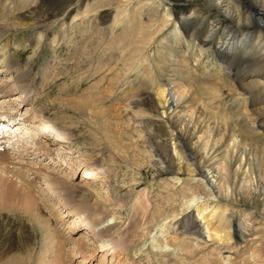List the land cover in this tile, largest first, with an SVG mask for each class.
I'll return each mask as SVG.
<instances>
[{"label": "rangeland", "instance_id": "1", "mask_svg": "<svg viewBox=\"0 0 264 264\" xmlns=\"http://www.w3.org/2000/svg\"><path fill=\"white\" fill-rule=\"evenodd\" d=\"M43 1L0 0V23L35 9ZM88 1L77 0L58 19H49L31 30L13 32L7 35L8 39L1 38L0 45L11 43L9 60L20 61L17 69L23 71L25 81L22 85L27 94L24 98L17 92L0 97V101H4L3 104L0 102V109L4 113L15 112L18 118L35 117L40 132L44 125H52V131L59 132L64 140L59 152L67 162L58 166L54 164L57 160L51 163L48 157L47 160L44 157L27 160V156L19 155L23 152L8 155L10 166L0 168V264H16L17 261V264H59L61 250L60 264H82L84 258L86 264L118 263L109 254L97 253L101 243L91 237L94 235L91 228L86 233L80 230L67 233L71 225L68 222L73 220L62 219L63 211L59 210L57 201L53 203L55 201L44 191L48 183L43 180L48 179V175L60 178L62 188L67 190L64 194L90 223L95 218H103L96 231L106 230L110 247L114 250L126 248L133 264H264V188L259 185V174L253 175L250 170L248 163L253 164V161L247 155H241V161L236 165L239 174L229 185L230 189L239 191L243 202H250V206L242 207L237 215L243 220L247 218L246 214L255 212L256 220L253 217L247 225L251 227L252 221L255 222L256 236L250 237L253 240L246 247L236 242L234 236L233 243L206 239L202 245L201 239L189 232L187 223L181 219L196 204L203 205L204 191L198 187L202 178L187 171L178 176L159 174V168L165 164H161L163 160L157 156V144L163 147L169 131L184 129L185 125L180 123L183 119L178 120L176 128H167L159 122L162 118L146 107L126 111L144 96H153L157 90H165L164 87L193 88L196 96L188 101L189 105L204 107L210 116L207 123L214 129L211 133L214 138H220L219 135L226 132L223 143L218 146L225 148L234 145L236 139L230 135V128L234 129L232 121L224 119L221 122V118L234 103L226 102L220 93L228 92L247 124L257 128L249 99L240 98L239 91H229L226 85L218 91L201 90L196 79H213L217 75L212 73L215 68L204 64L212 57H199L196 48L191 51V63L192 66L201 63V67L197 72L187 74V82L175 80L170 74L174 65L166 56V44L161 45L168 29L159 34L157 31L144 33L134 25L133 9L127 16L122 14L118 22H115L118 19L114 15L115 9L73 19ZM139 1H133L130 7ZM181 7L184 6L177 5L176 8ZM186 11L188 16L189 9ZM207 32L204 31L202 38L205 39ZM27 40L30 41L27 43ZM141 52L142 60L148 58L143 63L138 62ZM212 52L213 48L206 51L210 55ZM10 77L21 79L18 72L9 71L4 78ZM3 81L1 76L0 84ZM91 98L94 100H89ZM17 122L19 120L12 125ZM3 128L1 123L0 133L4 132ZM158 134L165 139L156 138ZM23 136L14 137L19 140ZM58 148L61 147H54L52 155L58 156ZM211 148L212 141L209 144L200 142L191 146L190 156L200 151L213 157L219 151ZM176 149L180 151L178 147ZM261 153L264 158V144ZM228 157L231 158V154ZM82 159H87L109 179L93 185L84 180L86 169L81 168ZM5 170H9L8 173ZM27 181L37 186L33 189L36 192L33 198L42 205L40 219L35 218L32 207L24 205L26 191L23 184ZM94 185L100 189V200L87 192ZM96 203L104 204V208L91 206ZM173 232L191 234L188 239L180 237L182 251L167 244Z\"/></svg>", "mask_w": 264, "mask_h": 264}, {"label": "bare ground", "instance_id": "2", "mask_svg": "<svg viewBox=\"0 0 264 264\" xmlns=\"http://www.w3.org/2000/svg\"><path fill=\"white\" fill-rule=\"evenodd\" d=\"M133 1L136 0H90L82 7L83 12H77L73 19L78 20L81 16L85 18L89 14L97 15L99 12L115 9L114 15L118 18L115 22H118L120 21V16H123L122 14L127 16L128 11L133 9V20L136 23L134 25L142 29L144 33L150 34L157 31L159 34L164 29H168L165 35L166 38L164 37L165 41L161 45L166 44L164 47L166 56L170 57L171 65H174L170 74L175 80L187 82V74L197 72L198 67H201V63L197 62L196 66H192L191 63V51L193 52V49L196 48L199 57L204 55L212 57L211 61L208 60L204 64H207V67L215 68L212 73L217 75L213 79H196L195 81L201 90L218 91L219 88L222 90V85H226L229 91H239L238 95L240 98L249 99V107L257 119L254 123L258 125L257 128L247 124L240 109H237L238 106H234L236 102L229 97L228 92L219 94L227 99L226 102L232 101L234 103L228 112L222 114L223 118H221V122H224V119L228 122L232 121L234 129L230 128V135H232V139H236L234 145L226 146L225 148L218 146L223 143L226 132L221 133L219 135L220 138H214V135H211L214 129L208 126L209 124L207 123V119L210 116H207L206 111L203 109L204 107L202 108L200 104L189 105L188 101H192L194 96H196L193 88L178 89L177 86H169L166 89L164 87L165 90H157L153 96L148 94L141 101L133 103V105H129L130 107L126 108L129 113V111L134 112L140 106L146 107L152 110L156 116L162 118L159 122L167 128H176L179 124L177 123L178 120L183 119L180 123L185 125L184 129L180 128L176 132L174 130L169 131L166 138L167 141L163 146L165 148L163 149L162 144H157L159 147L156 149L157 156L163 160L161 164H165V167L159 168L160 175L168 173L178 176L187 171L191 175L195 174L202 178L201 182L198 181V183L200 182L198 187H202L204 191L202 194L203 205L196 204L192 211H187L185 215L182 214L184 218L181 219L187 223L189 232L201 239L202 245H205L206 239L207 241L214 239L226 241L227 244L233 243L234 236L236 242L246 247L253 240L250 237L256 236L255 222L253 223L252 221L251 227L247 225V221L253 217L256 220L255 212L246 214V219L240 220L238 218V211L244 206H250V202H243L239 191L237 192L234 188L230 189L229 184L232 178L239 174L236 173V165L240 163L241 155L245 154L251 162L253 161V164L248 163L252 174H259V185L262 184L264 188V158L263 153H261V146L264 144V0H141L135 6L130 7ZM76 2L77 0H44L35 9L13 16L7 21L4 20L0 23V41L2 37L8 39L9 36L7 35L13 32L31 30L44 24L49 19L57 18L67 12ZM177 5L184 7L176 8ZM187 9L190 12L188 16L185 14ZM204 31H208L205 39L202 38ZM29 41L27 40V43ZM4 43L0 45V77L3 76L4 80L0 84V97H9L17 92L20 97L24 98L27 93L25 94V87L22 85L25 81L22 79L23 71L17 69V62L20 63V61L18 60L14 63L9 60L11 53L9 45L11 43L9 44V41ZM211 48H213L212 55L206 53ZM142 54L143 52L139 54V63L141 61L143 63L148 59L142 60ZM134 64L136 63L134 62ZM144 65L146 64L144 63ZM152 65L154 64L152 63ZM194 67L195 69L193 70ZM9 71L11 73L18 72L21 79L16 80V78L13 80L11 77L5 79L4 77ZM200 92L202 94V91ZM89 100L94 99L91 98ZM3 103L4 101L1 102V104ZM175 112L176 114L172 116ZM18 120L19 122L16 125L9 127L11 126L10 123ZM1 123L7 127V130L0 133L1 169L7 168L8 165L10 166L11 160L8 155L16 154L15 152H23V154L19 155L27 156L29 158L27 160L41 157L47 160L48 157L51 163L57 160L54 163L55 165L64 166L66 164L65 157L59 152L63 148L64 140L60 137L59 132L52 131L53 129L51 128H54L52 125H44V129L40 132L38 126H36L35 117L29 115L24 118H18L15 112L4 113L0 109ZM199 133L202 134L198 136ZM15 135L16 137L19 135L24 136L16 140ZM156 138H163V135L158 134ZM193 140H196V142L193 143ZM210 141H212L211 149H216V152L219 151L215 156L208 157V153L203 155L200 151H195V155L190 156L191 146H196L200 142L209 144ZM54 147H61L57 149L58 156L52 155L54 154ZM177 147L182 151L181 154L180 151H177ZM230 154L231 158L228 157ZM188 155L191 157L190 160H188ZM255 162L256 164H254ZM81 168L86 169L83 179L89 181L92 185L94 182H103L109 179V176L100 172L98 168H93L87 159H82ZM5 171V173H8L7 171L9 170ZM48 179L43 180L48 185L46 187L42 186L45 187L44 191L47 196L55 201L53 203L57 201L59 210L63 211L60 215L62 219L66 220L69 218L73 220L68 222L71 225L68 226L67 233L79 230L86 233L91 228L94 233L91 237L101 243V250L99 248L97 253L109 254L114 261L118 262L117 264H120L121 260H124L122 264H133L129 257L130 253L127 252L126 248L114 250V248L110 247L106 230L96 231V226L102 224L103 218H95V220L91 221L93 223H90L85 214L72 205L67 198L68 195L64 194L67 190L62 188L63 185L61 186L59 182L60 178L48 175ZM30 183L31 181H27L23 184L24 191H26L23 199L24 205L27 208L32 207L31 210L35 218L40 219L39 212L42 205L33 198L36 194L33 189H36L37 186ZM87 192H92L99 200L102 197L99 187L95 185L92 188H88ZM33 205H35L34 208ZM91 206L104 208V204L101 203ZM164 231L167 232L168 229ZM189 236L186 233L177 234L173 232L167 244L178 251H182L179 243L182 239L180 237L188 239ZM62 251L58 254L59 264L62 261ZM15 263L17 264L18 261ZM81 263L86 264V258Z\"/></svg>", "mask_w": 264, "mask_h": 264}]
</instances>
